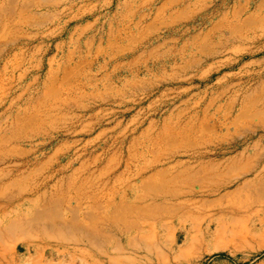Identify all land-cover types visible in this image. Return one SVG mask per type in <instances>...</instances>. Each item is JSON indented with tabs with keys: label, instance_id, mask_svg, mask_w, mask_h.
<instances>
[{
	"label": "crops",
	"instance_id": "0c3cea01",
	"mask_svg": "<svg viewBox=\"0 0 264 264\" xmlns=\"http://www.w3.org/2000/svg\"><path fill=\"white\" fill-rule=\"evenodd\" d=\"M138 1L120 2L119 14L112 19L107 15L108 12H104L102 18L85 16L94 9L83 10L74 16V0H25L29 2L31 10L40 8V11L36 14H23L20 24L24 32L21 39L8 40L14 46L22 42V47L12 48L13 58L1 63L0 84L6 85L10 94L20 90L13 100L28 102L25 109L34 111V115L39 118L44 114L49 116L46 110H61L64 128L74 127L75 136L77 126L73 119L77 117L74 108H77L78 101L74 97V90L78 84L86 83L80 79H84L87 55L103 60L102 70L106 75L103 84L120 82L112 80L115 74L110 73L112 68L117 71L128 67L132 71L134 66L131 65L136 63L135 68L139 71L143 55L134 57L128 63H116L127 58V54L136 52L147 53L157 63L161 61L162 74L166 72V78L173 79L176 60L179 62L178 68L183 69L198 68L205 62L202 58L204 54L195 47L191 48L184 39L191 36L192 23L199 22V31L193 34L196 38L211 34L239 35L235 32L239 30L235 28L236 24L241 25L244 34L251 27L249 9L252 0H146L147 3L142 2L140 5ZM215 1L230 4V12L207 17V9ZM134 6L136 18L141 12L142 25L147 28V32L140 35H133L131 29H124L128 27L129 19H124L123 13L132 10ZM236 7L241 12H235ZM43 8L51 11L48 14L42 13ZM207 20L216 22L209 30ZM135 27L139 28V23ZM152 36L161 39L149 47L143 45V41ZM139 46L145 51H141ZM15 53L18 54L16 58ZM208 53H214L213 57L217 53L222 56L221 50L213 49ZM219 62L222 67L223 60ZM213 64L210 67L215 66ZM169 69L171 73H168ZM151 76L155 78L153 70ZM122 81L124 84L131 82L127 79ZM165 130L169 135L162 136ZM246 130L135 128V132H150L152 139L153 134H157V152L155 154V143L151 141L150 158L144 156L122 160V157L113 155L107 158L74 157V173H64L59 185L62 203L60 205L54 201L55 209H47V224L43 223L45 227L55 224L54 235L58 242L54 243H73L74 255H56L53 260L69 257L76 264H199L209 251L216 250L214 248L217 245H223L224 239H228L226 243L230 245L233 232L226 230L223 233V224L229 228L231 219H237L240 222L237 227L243 229L239 234L242 237V248L247 249L246 245L250 246L252 239L262 245L264 177L261 174L264 173V135L247 142V133L251 131ZM179 131L183 132L182 135L170 134L176 135ZM254 131L264 132L262 128ZM200 132L206 134V139L192 140V134ZM168 137L183 140H177L172 145L166 140ZM80 143L86 146L88 141L74 138V149ZM178 161L183 163V168L173 169V174L167 170L154 179L155 172L161 173ZM147 167L150 170L146 169L143 179H137L139 172ZM184 167L191 169L186 172ZM183 170L184 176L187 174L201 180L214 181L221 186L220 190L214 194L209 191L199 194L193 190V194L179 195L180 200L170 203H143L140 199L142 196L153 198L165 195L169 189L161 184L163 176L173 177L180 171L183 175ZM252 173L259 175L256 178L257 185L247 182ZM230 182L239 183H233L232 186ZM223 186L228 189H222ZM251 187H257V195L250 194ZM209 206L212 207L210 211H214L213 224L208 223L207 219ZM218 222L219 225H216ZM151 224L155 226L152 228L149 226ZM211 230H214V234L208 233ZM68 232L74 235L68 237ZM58 237L62 239L59 241ZM105 244L113 245L116 252H103L101 249ZM96 246H99L100 251Z\"/></svg>",
	"mask_w": 264,
	"mask_h": 264
},
{
	"label": "rangeland",
	"instance_id": "374dc122",
	"mask_svg": "<svg viewBox=\"0 0 264 264\" xmlns=\"http://www.w3.org/2000/svg\"><path fill=\"white\" fill-rule=\"evenodd\" d=\"M123 1L74 0V16L83 10L94 9L85 16L102 18L103 13L108 12L107 15L113 19L119 14V3ZM142 2L147 3L146 0H139L138 5ZM148 4H151L150 1ZM134 10L135 6L132 10L122 12L124 19H129L128 27L124 29H131L133 35L146 33L147 28L142 25L140 17L142 13L139 12L136 18ZM39 11L40 8L31 10L29 2L26 3L25 0H0V65L13 58L11 51L14 48L22 47V42H17V46H14L8 40L21 39L24 28L20 21L23 14H36ZM50 11L43 8L41 12L48 14ZM223 12H230V4L215 1L208 7L207 17ZM235 12L241 10L236 7ZM249 12L252 16L250 30H246L244 34L241 25L236 24L235 28L239 30L235 32L239 35L235 36L211 34L196 38L193 34L199 31V22L192 23L191 36L184 39L191 48L195 47L204 54L202 58L205 62L198 68L183 69L178 68L179 62L176 60L173 79H167L166 72L162 74L161 61L157 63L147 53L136 52L127 54V58L116 63H128L134 57L143 55L139 71L135 68L136 63L131 65L134 66L132 71L128 67L117 71L112 68L110 73H115L112 80L120 82L103 84L106 76L102 70L103 60L87 55L84 79H80L86 83L78 84L74 90V97L78 101L77 108H74L77 117L73 119L77 126L75 136L74 127L64 128L61 110H46L50 113L49 116L43 113L39 118L34 115V111L25 109L28 102L13 100L20 90L10 94L7 86L0 84V264H76L69 257L65 260H53L56 255H74V244L54 243L58 242L54 235L55 224H51L52 227L43 225L46 223L47 209L52 211L56 204L62 203L59 185L64 173H74V157L82 155L107 158L113 155L122 157V160L144 156L150 158L151 141L155 143V154L157 152V134H153L152 139L150 132H135V128H246V131H251L247 133V142L264 135V132L254 131L260 128L264 130V0H252ZM136 23H139V28L135 27ZM215 23L214 20H207V30ZM143 24L145 25L144 22ZM160 39L155 36L146 40L141 38L144 40L143 45L148 47L152 43H158ZM139 48L145 51L142 46ZM213 49L221 50L222 56L217 53L213 57L214 53H208ZM17 56L15 53V58ZM221 59L222 67L219 66ZM213 62L215 66L210 67ZM151 70L155 78L151 76ZM168 73H171L170 69ZM122 79L131 82L124 84ZM110 128L112 130L108 131ZM166 132L165 130L162 136L169 135ZM182 133L179 131L176 135L170 134L179 136ZM205 135L202 132L192 134V140H205ZM74 138L88 141V144L84 146L80 143L74 149ZM166 140L173 145V142H181L183 139L170 137ZM136 152L139 153L135 154ZM182 164L178 161L170 169L155 172L154 179L167 170L173 174V169H178ZM146 169L150 170L148 167L144 168L137 179L144 177ZM181 174L182 171L172 175L173 177L163 176L161 184L169 189L165 195L161 194L165 197L142 196L140 199L143 203H170L179 199L173 196L174 193L189 195L188 193L193 194V189L194 193L209 191L214 194L220 190L221 186L214 181L190 175L179 179L180 182H174V178ZM262 176L264 177V173ZM258 177V174L252 173L247 182L257 185ZM193 180L197 182V187ZM233 183L236 185L239 182H230L232 186ZM183 188L188 190L182 192ZM251 188L250 194L257 195V187ZM222 189L228 188L223 186ZM211 208L207 207V219L208 223L213 224L214 211H210ZM169 214L171 212L167 215ZM238 224L240 222L237 219L230 220L229 228L223 224V233L226 230L233 232L230 245L226 243L228 239H224L223 245H217L214 248L216 250L209 251L199 264H264V243L260 245L252 239L250 246L246 245L247 249L242 248V237L239 234L243 229L238 228ZM11 225L17 226L16 229L13 227L15 230H11ZM149 226L153 228L155 224ZM209 232L214 234V230ZM72 235V232L67 233L68 237ZM60 239L62 238L58 237L59 241ZM15 245L17 248H14ZM96 248L99 250V246ZM101 250L109 254L116 252L113 245L107 244Z\"/></svg>",
	"mask_w": 264,
	"mask_h": 264
},
{
	"label": "bare ground",
	"instance_id": "6f19581e",
	"mask_svg": "<svg viewBox=\"0 0 264 264\" xmlns=\"http://www.w3.org/2000/svg\"><path fill=\"white\" fill-rule=\"evenodd\" d=\"M189 131H190V130H189ZM186 166H187V165H186ZM180 167H183V165L179 166L178 168H180ZM190 167H191V166H190ZM188 169H191V168H189V167H188V168H185V167H184V170H185L186 172L188 171ZM184 170H183V175L181 174L179 177L174 178V179H175L174 182H180L181 180H179V179H185V178H187V174H186V176H184ZM139 179L142 180L143 178H139ZM151 179H152V178H151ZM191 181H192V179H191ZM144 182H145V181H144ZM146 184H147V182H146ZM172 184H173V183H172ZM193 184H194L195 187L198 186V185H197V182H196L195 180H193ZM144 185H145V184H144ZM192 191H193V189H192ZM171 195H172V194H171ZM173 196H174V197H178L179 195L176 194V193H174ZM161 197H165V196H162V195L157 196V198H161ZM13 227H15V229H16L17 226H13V225H11V226H10L11 230H15ZM16 246H17V245H15L14 248H17Z\"/></svg>",
	"mask_w": 264,
	"mask_h": 264
}]
</instances>
